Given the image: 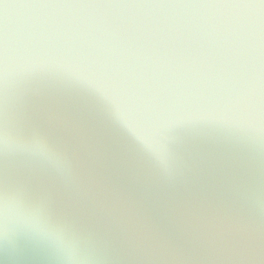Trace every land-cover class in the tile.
<instances>
[{
    "label": "water",
    "instance_id": "95a60500",
    "mask_svg": "<svg viewBox=\"0 0 264 264\" xmlns=\"http://www.w3.org/2000/svg\"><path fill=\"white\" fill-rule=\"evenodd\" d=\"M0 197L77 264H264V0H0ZM10 223L0 264H67Z\"/></svg>",
    "mask_w": 264,
    "mask_h": 264
},
{
    "label": "clouds",
    "instance_id": "9594fccd",
    "mask_svg": "<svg viewBox=\"0 0 264 264\" xmlns=\"http://www.w3.org/2000/svg\"><path fill=\"white\" fill-rule=\"evenodd\" d=\"M8 144L7 131L0 133V146L7 147ZM10 223L22 225L63 249L67 253V264H77L82 259L77 255L76 240L62 228L52 224L42 209L21 201H12L5 195L0 197V232H6Z\"/></svg>",
    "mask_w": 264,
    "mask_h": 264
}]
</instances>
